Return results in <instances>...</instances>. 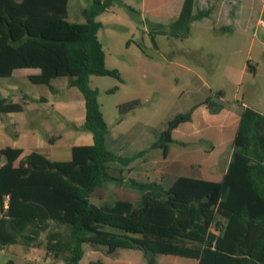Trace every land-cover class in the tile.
Masks as SVG:
<instances>
[{
  "label": "trees",
  "instance_id": "trees-1",
  "mask_svg": "<svg viewBox=\"0 0 264 264\" xmlns=\"http://www.w3.org/2000/svg\"><path fill=\"white\" fill-rule=\"evenodd\" d=\"M115 2L92 0L85 25H77L79 33L75 25H65L73 33L68 38L60 36L68 0H0V78H9L18 69H38L30 83L50 91L52 82L66 79L85 106L82 126L71 127L90 133L93 140L89 146L73 147L68 162H51L36 152L21 156L19 148L0 149V245L38 247L40 235L48 231L45 250L65 264H79L84 244L99 245L108 254L120 248L138 250L147 264H154L156 255L197 264H264V115L248 107L240 114L221 180L180 176L168 189L131 181L129 187L140 194L137 205L122 200L101 206L90 202L96 188L109 182L122 185V177L108 174V164L128 167L147 153L123 157L107 149L108 129L98 90L89 85L91 76L119 79L116 70L105 66L97 37L102 25L96 20ZM192 8L193 0H184L176 20L167 25L147 23L152 43L155 35L185 39ZM136 106L137 101L119 105V116ZM21 111L20 104L0 98V114ZM191 115L192 110L176 115L150 149L159 148L166 156L172 132ZM217 217L222 222H216Z\"/></svg>",
  "mask_w": 264,
  "mask_h": 264
},
{
  "label": "rangeland",
  "instance_id": "rangeland-1",
  "mask_svg": "<svg viewBox=\"0 0 264 264\" xmlns=\"http://www.w3.org/2000/svg\"><path fill=\"white\" fill-rule=\"evenodd\" d=\"M91 1L69 0L68 18L61 25L60 36H73L65 26L69 24L75 25L79 33L78 26L85 25L82 11ZM259 5L256 11L244 12L237 26L228 31L207 30L194 23L185 39L158 37L156 48L148 33L136 28L138 18L127 9L118 7L114 15L104 13L96 18L102 25L97 37L105 54V66L119 75V79L91 76L89 82L91 88L98 90L108 129L107 144L123 157L143 150L147 153L128 167L111 164L108 174L122 177V185L109 182L96 188L90 195L91 203L101 206L122 200L137 205L140 194L129 187L131 181L159 183L168 189L180 176L221 179L244 106L264 115V9L261 12ZM20 76L0 78V92L8 95V89L15 88L19 99L14 102L24 109L20 93L29 91L31 84ZM61 83L56 85L61 88ZM59 96L64 98L65 91H59ZM133 101L138 106L119 116L117 107ZM23 109L7 119L0 114V147L11 146L13 135L24 131ZM191 110V120L172 132L166 156L159 148L150 149L170 120ZM216 222L222 219L217 217ZM47 234L48 231L42 233L37 248L45 250ZM83 251L80 264L101 260L97 255L106 250L96 244H84ZM134 253L143 259L140 251ZM6 258L14 264H25L9 251L0 253V264H5ZM44 260L43 264H57L46 250ZM57 260L58 264H65L63 259ZM160 260L164 264L195 263L170 255H158Z\"/></svg>",
  "mask_w": 264,
  "mask_h": 264
},
{
  "label": "crops",
  "instance_id": "crops-1",
  "mask_svg": "<svg viewBox=\"0 0 264 264\" xmlns=\"http://www.w3.org/2000/svg\"><path fill=\"white\" fill-rule=\"evenodd\" d=\"M183 2L184 0H117V2L112 4L100 15L104 13L114 15V9H118V7L124 9L130 8L133 11L131 14L138 18L136 24L141 26L138 28L135 24L136 28L143 32H147V23L167 25L176 20L180 14ZM258 4H260L259 9L262 12L264 9L262 0H193L190 28L194 23H197L207 30L228 31L231 27L237 26L244 12L256 11ZM163 36L164 35H155L153 43L155 44V40H157L158 37ZM128 46L129 44L127 47ZM154 47L156 48V44ZM39 73L40 71L38 69H18L12 72L9 79L20 74V78L30 83L29 77L36 76ZM59 81L62 82L61 88L56 85ZM30 84L29 91L20 93V97L23 98L24 103V109L22 108L24 110V131L13 135V140L9 147L21 149V156L36 152L43 155L51 162L70 161L73 147L89 146L93 143L90 133L79 131L71 127V125L80 127L85 120V106L82 95L76 91L77 89L75 87H69L66 79H58L52 82L51 86L54 91H50L48 87L44 85ZM59 91H65L64 98H60ZM8 92V95L4 94V92H0V98H5L8 103H16L14 100L19 99V97L16 96L15 88L8 89ZM244 108H246V106H244ZM15 114L16 113L1 115L7 119L8 116ZM107 136L108 135H106V146H108ZM2 148L3 147H0V149ZM108 150L113 152L119 151L118 149H111L109 146ZM111 164L116 163L108 164L109 168L112 166ZM4 207L6 208V202ZM41 236L42 234L40 238ZM7 251H9V254L15 255L18 259L24 261L25 264H43L45 261V250L41 248L11 244L0 245V253ZM134 251L135 250L120 248L116 249L111 254H108L106 251L100 252L97 256H99L101 260L97 258L95 261L99 260L103 264H147L143 255V259H141L140 255H137ZM115 255L116 257H114ZM8 261L9 259L6 258L5 264ZM95 261L90 260L89 264ZM56 262L58 264L59 260L56 259ZM154 264H164V261H158V255H156ZM193 264H197V261L195 260Z\"/></svg>",
  "mask_w": 264,
  "mask_h": 264
},
{
  "label": "water",
  "instance_id": "water-1",
  "mask_svg": "<svg viewBox=\"0 0 264 264\" xmlns=\"http://www.w3.org/2000/svg\"><path fill=\"white\" fill-rule=\"evenodd\" d=\"M82 15H86V10L82 11ZM218 95H221V93H218Z\"/></svg>",
  "mask_w": 264,
  "mask_h": 264
}]
</instances>
